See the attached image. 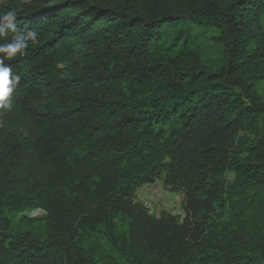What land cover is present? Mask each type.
<instances>
[{
    "label": "trees",
    "instance_id": "1",
    "mask_svg": "<svg viewBox=\"0 0 264 264\" xmlns=\"http://www.w3.org/2000/svg\"><path fill=\"white\" fill-rule=\"evenodd\" d=\"M10 10L36 42L4 60L0 264H264V0ZM157 179L182 218L136 200Z\"/></svg>",
    "mask_w": 264,
    "mask_h": 264
},
{
    "label": "clouds",
    "instance_id": "2",
    "mask_svg": "<svg viewBox=\"0 0 264 264\" xmlns=\"http://www.w3.org/2000/svg\"><path fill=\"white\" fill-rule=\"evenodd\" d=\"M15 10H10L6 14L0 16V38H3L10 31L17 34V38L9 44L0 45V53H4L0 57V109L10 107V97L14 91V86L19 82L20 77L12 74V68L4 63L5 59L11 60L17 53L23 55L27 48V41L31 39L36 42L35 31H28L26 35L21 34L15 23ZM7 21V24L3 22Z\"/></svg>",
    "mask_w": 264,
    "mask_h": 264
},
{
    "label": "built area",
    "instance_id": "3",
    "mask_svg": "<svg viewBox=\"0 0 264 264\" xmlns=\"http://www.w3.org/2000/svg\"><path fill=\"white\" fill-rule=\"evenodd\" d=\"M170 193L171 192L165 189L162 184L154 182L147 185L143 191H137V197L135 198L146 208L149 214L158 216L160 212L167 211L165 203L167 195ZM174 198L177 202H181L182 200L180 194H174Z\"/></svg>",
    "mask_w": 264,
    "mask_h": 264
},
{
    "label": "rangeland",
    "instance_id": "4",
    "mask_svg": "<svg viewBox=\"0 0 264 264\" xmlns=\"http://www.w3.org/2000/svg\"><path fill=\"white\" fill-rule=\"evenodd\" d=\"M21 1H29V0H21ZM4 2V0H0V4H2ZM256 90L263 96L264 98V80L260 81L257 83L256 85ZM2 121V117H1V114H0V123ZM21 132L25 133L26 129L22 128L20 130ZM160 179H157L155 181V183H159L161 184V181H159ZM151 184V183H150ZM149 185V184H144L142 186H140L137 190H136V193L137 191H143L145 189V187ZM143 196V194H142ZM137 197V195H136ZM174 193H170L169 195H167V198H166V203H165V207L167 209L168 212H171L172 214H175L177 216H179L180 218H182L184 216V211H183V208L181 206V202H177L174 200ZM41 214H43L41 211H32L29 213L28 216H40Z\"/></svg>",
    "mask_w": 264,
    "mask_h": 264
}]
</instances>
